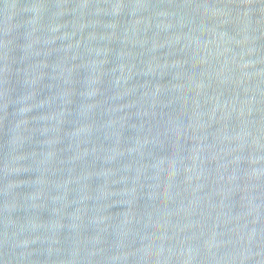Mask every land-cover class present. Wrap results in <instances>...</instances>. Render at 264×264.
<instances>
[{
  "label": "water",
  "instance_id": "95a60500",
  "mask_svg": "<svg viewBox=\"0 0 264 264\" xmlns=\"http://www.w3.org/2000/svg\"><path fill=\"white\" fill-rule=\"evenodd\" d=\"M0 264H264V0H0Z\"/></svg>",
  "mask_w": 264,
  "mask_h": 264
}]
</instances>
